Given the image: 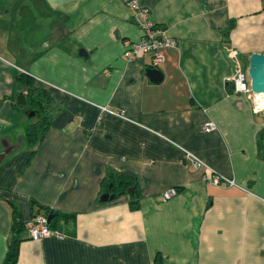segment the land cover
Returning a JSON list of instances; mask_svg holds the SVG:
<instances>
[{
  "label": "crops",
  "instance_id": "1",
  "mask_svg": "<svg viewBox=\"0 0 264 264\" xmlns=\"http://www.w3.org/2000/svg\"><path fill=\"white\" fill-rule=\"evenodd\" d=\"M138 1L177 41L159 67L124 56L142 35L126 0H0V264L18 222L16 264H264V111L235 92L230 54L248 71L264 53V0ZM18 73L50 95L38 146ZM120 175L139 196L126 179L104 190ZM49 215L64 236L32 240L28 223Z\"/></svg>",
  "mask_w": 264,
  "mask_h": 264
},
{
  "label": "built area",
  "instance_id": "2",
  "mask_svg": "<svg viewBox=\"0 0 264 264\" xmlns=\"http://www.w3.org/2000/svg\"><path fill=\"white\" fill-rule=\"evenodd\" d=\"M126 4L134 11L135 20L138 22L142 29L140 41L128 43L129 47L125 51L124 56L127 60L132 61L137 59L140 55L151 53L152 66L159 67L165 60L163 49L168 47H176L177 41L172 37L168 29L164 26L157 24L152 19V10L149 7L140 5L138 0H126ZM231 57L237 63V70L232 78L235 92L244 93L253 101L255 112L264 111V104L259 103L258 97L251 87V78L247 70H244L239 56L238 50H231ZM103 111H109L121 117H125L124 111L115 112L101 107ZM203 130L210 132L216 128L213 121H208L203 125ZM185 158L189 160L196 167H207L202 159L190 151L185 150ZM208 176H206L207 178ZM210 182L215 185H222L228 180L217 173L212 172L208 177ZM178 189L172 187L164 191L162 198L164 201L171 199L177 195ZM28 234L32 240H43L51 236L63 237L64 235L59 231H54L50 228V221L46 216H38L34 221L28 223Z\"/></svg>",
  "mask_w": 264,
  "mask_h": 264
},
{
  "label": "trees",
  "instance_id": "3",
  "mask_svg": "<svg viewBox=\"0 0 264 264\" xmlns=\"http://www.w3.org/2000/svg\"><path fill=\"white\" fill-rule=\"evenodd\" d=\"M16 83L19 86H24L25 90H21V92L17 95L16 98V106L23 107L24 110L30 114L34 113V115L39 116V121L33 123L27 134V141L32 146H38L45 138L48 129L50 128V119L48 118V104L50 100V95H48L47 91L41 88L34 79L24 73L16 74ZM25 91V92H24ZM120 179H126V183L124 189L133 188L132 194H136L139 196V191L137 187V181H135V177L133 176H118L114 180L106 179L104 181V190H113L116 186V182ZM113 183V187L109 189L110 184ZM130 206L132 209H138L140 206L139 198H133L130 201ZM48 213V212H47ZM57 216L61 215L63 218L70 220L75 217L73 214L67 213H56ZM15 228H18L15 232ZM14 228L13 238L10 242V247L8 251V255L4 264H16L19 255V242L17 233L22 232V223L18 222V225Z\"/></svg>",
  "mask_w": 264,
  "mask_h": 264
},
{
  "label": "water",
  "instance_id": "4",
  "mask_svg": "<svg viewBox=\"0 0 264 264\" xmlns=\"http://www.w3.org/2000/svg\"><path fill=\"white\" fill-rule=\"evenodd\" d=\"M83 52V51H81ZM148 75L155 82H159L163 79V73L160 68H149L147 70ZM248 73L251 78V87L252 90L256 93H264V53H253L250 57V64ZM29 115H34L30 113ZM133 188L129 189V192H133ZM117 196L116 193L105 192L101 196L102 201L113 200ZM53 215L48 216V220L51 221Z\"/></svg>",
  "mask_w": 264,
  "mask_h": 264
},
{
  "label": "rangeland",
  "instance_id": "5",
  "mask_svg": "<svg viewBox=\"0 0 264 264\" xmlns=\"http://www.w3.org/2000/svg\"><path fill=\"white\" fill-rule=\"evenodd\" d=\"M238 56H239V50H238ZM237 70V69H236ZM236 70H235V72H236ZM27 119H28V121L31 123V124H33V123H36V122H38L39 121V116H36V115H29V114H27ZM163 199V198H162Z\"/></svg>",
  "mask_w": 264,
  "mask_h": 264
},
{
  "label": "bare ground",
  "instance_id": "6",
  "mask_svg": "<svg viewBox=\"0 0 264 264\" xmlns=\"http://www.w3.org/2000/svg\"><path fill=\"white\" fill-rule=\"evenodd\" d=\"M258 95H259L258 97L259 103L264 104V93H259Z\"/></svg>",
  "mask_w": 264,
  "mask_h": 264
}]
</instances>
